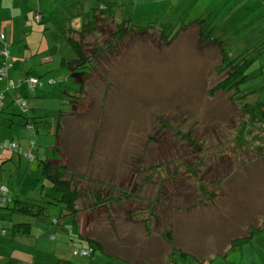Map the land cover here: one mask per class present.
<instances>
[{
  "label": "rangeland",
  "instance_id": "rangeland-1",
  "mask_svg": "<svg viewBox=\"0 0 264 264\" xmlns=\"http://www.w3.org/2000/svg\"><path fill=\"white\" fill-rule=\"evenodd\" d=\"M8 1L5 10L16 19L23 37L20 43L13 45V51L25 44V38L43 42L44 46L42 38L45 36L49 44L42 49L50 48L48 53L55 55L57 63L47 62L42 67L52 68L60 64L62 57L78 56L68 40L71 36L95 65L89 72L85 104H80L82 106L73 114L66 113L61 120L60 143L57 137L59 115L61 111H71L72 106L65 101L66 82L62 88L46 82L40 85L39 90L44 92L55 87L58 94L47 100H29V112L34 105L42 110L40 117L31 115L35 118L33 128L26 126L23 115L19 117L20 124L13 127L15 134L21 131L28 136L26 147L22 146L24 153L31 150L28 146L35 141L39 147L35 146L34 156L69 166V170L77 174L75 189L86 193L89 192L87 185L92 184L96 190L101 189L104 200L114 198L106 201L110 214L105 206L93 208L91 195L77 202V208L82 211L78 216L82 233L106 243L108 251L132 264L154 261L152 255L158 249L165 250L166 254L176 250L174 257L188 264H232L236 252H230L228 258H224L222 252L229 248L232 240L246 235L248 224L259 226L264 218V153L255 152L258 151L254 144L257 140L252 137L245 138L253 144L251 152L241 150L233 156L235 148L217 149L232 142V136L238 132V128H234L237 123L233 121L240 120V112L230 100V94L215 91L216 84L226 76L217 71L223 66L220 47L203 45L199 25L190 26V23L202 17L211 20L230 53L250 49L251 55L259 54L253 68L264 72V47L255 46L264 37V0ZM109 3L121 6L122 9H117L118 15L132 20L135 27L165 23L169 15L189 27L177 34L179 27L170 31L165 26L167 33L177 34L169 45L162 44L165 42L158 30L147 34L134 31L114 47L100 52L98 49L114 38L121 21L97 11L93 17L97 22L95 32L89 34L83 24L90 17L87 14ZM38 6L45 15L42 25L34 21ZM179 6L180 10L183 7L184 16L179 17ZM170 10L173 13L170 14ZM0 16L3 15L0 13ZM57 70L58 78L62 79L65 72L61 68ZM77 76L81 80V75ZM262 76L264 74L256 73L253 83L261 82ZM15 107L19 111L20 105ZM1 131L3 136L9 133L8 129ZM11 133L15 135L14 131ZM260 133L256 130L255 135L260 136ZM182 134L195 142H188ZM58 143L61 153L57 152ZM4 144L8 145L5 140ZM240 148L246 150L244 145ZM24 153L18 156L20 160L15 158L4 163L0 183L9 187V196L45 206L54 191L51 182L43 176L44 163L39 158L33 161ZM154 166H157L156 172L152 170ZM194 175L197 179L202 177L208 190L217 194L210 199L214 206L208 203V194L203 193L201 185L193 183ZM79 176H89L102 185ZM148 178L152 180L146 184L143 180ZM140 189L144 200L136 196ZM155 197L159 203L153 207L146 199L155 200ZM191 203L200 205L189 210ZM11 205L14 207V203ZM59 216V210L49 207L42 218L0 209V226L7 227L9 232L15 223L32 225V236L18 244L13 243L15 238L10 235L0 234V254L32 263L57 264L59 256L55 249L65 242L61 239L52 242L50 234H45L44 222L51 224L52 219ZM63 222L75 226L72 218L64 219L59 225L51 224L59 236L63 233L60 229ZM256 235L254 246L241 256L239 264L254 261L264 264V232ZM77 241L87 242L81 238ZM120 242L126 247L119 248ZM144 248L149 251L144 253ZM70 251L73 253L72 249ZM3 256L1 258H5ZM70 258L72 264H107L102 256ZM111 258L117 261L105 260L126 264L117 256Z\"/></svg>",
  "mask_w": 264,
  "mask_h": 264
},
{
  "label": "trees",
  "instance_id": "trees-1",
  "mask_svg": "<svg viewBox=\"0 0 264 264\" xmlns=\"http://www.w3.org/2000/svg\"><path fill=\"white\" fill-rule=\"evenodd\" d=\"M174 7V6H173ZM180 6L178 8V14L179 17L184 16V9L180 10ZM98 10L94 9L92 13H89L90 17L87 18L86 22L83 24V27L88 29V33L91 34L95 32V26L97 25L96 20H93V17H95V13L97 11H101L100 14H105V15H110L112 17L119 18L121 21L120 24L118 25V32L114 33V38L110 39V41L107 43L106 46H104L102 49H98L100 52H104L107 49H110L115 46V44L119 43L122 41V39L126 36L129 35L131 32H139L143 34H147L150 31H160L161 32V39L165 42L162 44H171L177 36V34L180 33V31H185L188 29L189 25L179 23V20L176 18H173L172 15H169L168 20L165 23H157V25L153 26H148L147 28H140V27H135L132 25L130 19H126L125 16L121 17L117 13V9H122L121 6H118L116 4H111L104 6L103 9L97 8ZM125 10V9H124ZM171 11V12H170ZM170 14L173 13L172 10H170ZM126 12V10H125ZM175 12V11H174ZM127 14V12H126ZM177 14V12H176ZM178 16V15H177ZM38 17H40V21L38 20ZM34 21L37 23V25H42L45 22V15L44 12L41 11L40 7L35 9L34 11ZM199 25L200 28V42L203 43V45H214V46H219L220 47V53L222 55L223 61L222 65L217 69L219 74H225V78L216 84L215 91L221 92L223 95L224 94H230V100L232 101L233 104H235L238 107V111L240 112V120L239 121H233V123H237L234 125V128H238V132L236 133L235 137L232 136L230 143L228 144H222L218 150L222 151H228L231 149H234L231 155H236L238 152L241 150L244 151L245 153L251 152V146L253 144L248 143L245 138L246 137H252L257 140L255 146L256 150L255 152H263L264 153V76L261 77L262 81L256 84L255 83V74L260 73L264 74L263 71H260V69H254L253 68V62L258 58L259 54L256 55H251L252 51H249L250 49H246L244 52L237 53V54H232L228 49H226V44L222 40L223 36H218L217 35V30L218 28L215 27L214 25L211 24V20L209 19H203L198 18L194 20L192 23H190V26L193 24ZM167 24V25H166ZM172 31L173 27H179V32L177 34L173 33H167L165 28L166 27ZM20 31L18 30V40L15 44L20 43L23 40V37L20 35ZM3 36V37H2ZM174 36V37H171ZM20 37V38H19ZM25 38V37H24ZM68 38V37H67ZM33 40V39H32ZM29 40L25 38L24 40V45L21 47V44L18 46L19 50H14L16 53V56L13 55V44L12 42H9L7 40V37L5 34L0 33V43L2 44V49L0 51L1 55V60L2 63L0 64V79L2 81L6 82V85L8 86V89H16L20 87H26L27 91L30 92L34 97L33 98H24L23 96H19L16 100H14L11 104L12 107L15 108L17 112H14L13 109H10L11 112L7 113V115L12 116V117H22V119H25L27 121L26 126H29L30 128L34 127L33 121H35V118L33 119L32 117H29L28 112H29V100L30 99H39L36 97L35 92L39 90L40 85H44L46 83L48 84H53L56 86L57 83L61 86L63 83L66 82V85L68 86L69 84L70 87L65 88V101L66 103L71 104L72 106L71 111L66 112V111H61L60 112V117H64L66 113H72L77 110L80 106V104H85V93L87 92V85H88V79H89V72L93 71V65L91 58L85 57L82 51V46L78 41H76L74 38L69 36L68 40L77 53L76 58L72 59H66V58H61V61L59 62L60 64H54L52 68L46 69L45 66L42 67L43 65L48 64L47 62H52V63H57L56 59L54 58L55 55H51L48 53L49 49H41L40 52H35L33 55H29L27 48H29V43H33L36 45V47H39L40 42H36L35 40ZM48 41V40H47ZM49 44V42H48ZM260 44L262 47H264V37L255 44L258 45ZM254 46V47H255ZM5 47V48H3ZM12 49V51L10 50ZM54 50H56L54 48ZM7 51V55H3V52ZM50 52V51H49ZM25 53V54H24ZM32 59L34 62H28V60ZM47 59H50L49 61H46ZM52 59V60H51ZM29 60V61H30ZM20 63L22 66L27 68L22 70V73L24 74V79H18L16 81L10 80V74L9 72L13 69L14 64ZM6 67L7 70L5 74H2V69ZM58 68H61L65 73L62 76V79L58 78L57 72ZM52 69V70H50ZM263 69V68H262ZM53 72V73H52ZM77 75H81V80L78 79ZM33 79L36 81L34 83V86H30V80ZM58 79V80H57ZM260 79V80H261ZM70 80H72L71 83ZM58 81V82H57ZM88 81V82H87ZM46 82V83H45ZM254 82V83H253ZM263 82V84H262ZM74 85V86H73ZM54 87V88H55ZM79 87V89H78ZM62 88V86H61ZM53 89V88H52ZM58 94L57 89L53 93V97ZM51 98V97H50ZM49 98V99H50ZM41 99V98H40ZM2 100V99H1ZM0 100V101H1ZM20 102L26 103V107H22ZM83 104V105H84ZM15 105H20L19 111L18 107H15ZM65 105V104H64ZM66 110V109H65ZM21 113V115L19 114ZM61 119V118H60ZM10 122H13L12 119H9ZM62 123L58 124V142L60 143L61 139V130L62 128ZM257 131H261L260 136L255 135ZM33 135V134H32ZM183 138L186 137L185 140L188 142H195L191 138L188 137V135L182 134ZM258 136V137H257ZM152 139V138H151ZM154 141V139H152ZM255 142V140H253ZM58 145V148L60 147ZM246 147V150L243 148H240L242 146ZM23 145L17 144L16 142H11L8 143V145H5L4 143L0 142V153L3 152H9L12 155H21V153H24V147ZM35 146H38L35 141H32V143L28 146L31 150L24 153L28 157H31V159L34 161L37 158H42V156L35 155ZM250 149V150H249ZM60 152V148L58 149ZM249 150V151H248ZM264 155V154H263ZM1 159V156H0ZM62 160V159H61ZM189 158L187 159V161ZM44 163V169H43V176L44 178L48 179L51 184H52V189L54 193L52 196L48 197V201L45 202V206H41L36 203H31L28 201H23L21 199H15V196H9V189L7 185H1L0 186V209L1 210H8L13 213H22V214H27L30 217L34 218H42L46 215L47 212V207L49 208H56L60 212L59 218H53L52 219V225L56 224H61L64 219L72 218L75 220L76 216L82 213L81 210L77 208V202L85 196H92L93 201V208H96L97 206H105V210L108 214H110L106 201H112L114 198H108L104 200V197L102 196V191L101 189L96 190V188L92 184L87 185V189H89V192L87 191H79L75 189L73 184H75V178L76 175L74 172L69 170V166L67 165H57L55 164L56 162H52V160H44L40 159V162ZM3 162V161H2ZM3 163H6L3 162ZM189 166V165H188ZM187 166V167H188ZM192 168V166L188 167ZM157 169V166H154L152 170ZM155 170L154 172H156ZM190 174V171L188 172ZM191 175V174H190ZM82 177V179H89L91 183L97 184V185H102V183L96 179H92L89 176H79ZM194 181L198 187L201 185V190L203 193L208 194L209 200L213 199L217 196H215V191H209L207 188V184H204L202 177H199L197 179V176L194 175ZM147 182L151 181L152 178L145 179ZM104 184V183H103ZM5 187L7 189V192L4 194L1 192V188ZM161 192V189H159ZM141 194V195H140ZM205 194V196H206ZM158 192V196H159ZM128 197V194L125 195ZM136 196H138V200H144L145 196L143 195L141 189L140 191L136 192ZM20 198V196H18ZM5 199V202L3 200ZM26 199V198H25ZM28 199V198H27ZM26 199V200H27ZM146 200H149L152 204L153 207L156 203H158V200H150L147 198ZM154 202V203H153ZM208 202H211L208 201ZM12 203H14V207H11ZM112 203V202H109ZM213 203V202H211ZM214 206V205H212ZM151 210H154L153 208ZM47 222V221H46ZM48 223V222H47ZM50 224V223H49ZM50 224V225H51ZM65 223L63 222V225ZM261 224V225H260ZM260 226L255 227L253 229L250 228V231L248 234L242 237H238L237 239H234L232 241V244L229 248L228 251L222 252V255H224V258L229 257L230 252H236V257H234V261L232 264H239V260L241 261V256L244 255V253L247 251V249H251L254 246V241L257 237V232H264V218L260 222ZM60 226L61 227H63ZM1 227V226H0ZM3 228V227H1ZM5 229V228H3ZM6 230V235L3 237H9V235L13 238L16 237H31L32 236V225L26 222H21V223H15L12 225V229H10V232L8 229ZM53 240H56L55 237L52 238ZM70 248L73 250L75 248H78V250L81 252V250H89L92 249V253L90 255H81L77 254L74 255L72 253V257H80V258H96L99 256L103 257V244L101 242H96L93 240H88L85 244L77 242L75 244L74 239H71L69 242ZM78 244V245H77ZM81 247H78L80 246ZM74 252V251H73ZM8 264H21L19 259L16 258H10L8 261ZM71 264V262H69Z\"/></svg>",
  "mask_w": 264,
  "mask_h": 264
},
{
  "label": "crops",
  "instance_id": "crops-1",
  "mask_svg": "<svg viewBox=\"0 0 264 264\" xmlns=\"http://www.w3.org/2000/svg\"><path fill=\"white\" fill-rule=\"evenodd\" d=\"M7 1L8 0H0V13L3 15V16H0V33L5 34L6 37H7V40L9 42H12L13 44H15L17 42V40H18V30H20V26L16 24V19H13L14 17L12 18L11 15L9 16V13L5 10V7L8 6V4L10 3V1H8V2ZM6 15H7V17H6ZM2 17H6V18L1 19ZM13 20H15V22ZM42 40L45 41V45L43 46V42H40L38 48L33 43H29L28 44L29 45V48L28 47H26V48H27V51H28L29 55L32 56L33 53L40 52V50L43 47H46L47 46L48 43H47V41L45 39V36H43ZM1 49H2V44L0 43V51H1ZM13 55L16 56L15 51H13ZM29 60H28V62H34L33 59H32V61L31 60L29 61ZM49 60L50 59H47L46 61H49ZM1 63H2V60H1V55H0V64ZM26 68H27V66L24 67L20 63L14 64L13 69L9 72V74H10V80L16 81L18 79H24V74L22 73V70L23 69L25 70ZM57 85L60 86L58 83H57ZM47 89H49V88H47ZM47 89H45L44 92L42 90H37L34 95H36V97H38V98L40 97L41 100H47L50 97H53L54 96L53 93L55 92V90L57 88H53L51 90H47ZM19 96H23L24 98H26V97L27 98H29V97L30 98H33L34 97L32 94H30L29 91H27L26 87L23 86V87H20V88H16V89H11L10 90V89H8V86L6 85V82L5 81H2L0 79V100L2 99L0 101V142L4 143V140L7 143L16 142L17 144H21L23 146L25 145V147H26V142L28 140V136L25 135V133L23 134V132H21V131H17L16 134H15V130L13 129V127H15V125L20 124L19 123L20 122L19 117H15V116L12 117V116L7 115V113H10L11 112L10 109H13L14 112H17L15 110V108L11 106V104ZM41 111H42L41 109L39 110L34 105V107L31 110V112H28L27 115H29V117H32V116L33 117H40V112ZM54 116L55 117H58L57 116V113H55ZM60 118L61 119H60L59 122L61 123V120L63 119V117H60ZM9 119H12L13 122H10ZM59 122L57 124H60ZM2 129H8L9 133H7V135L3 136V133L1 131ZM12 131H14V134L15 135H13L11 133ZM3 155H5V156H3ZM0 156L1 157H4L3 159H0V170L3 169V167H4V163H3L4 161L9 162V161H14L15 158L16 159H19V157H17V155H15V154L12 155L9 152L0 153ZM52 162H56V161H52ZM20 173H23V172L20 170ZM143 181L147 184V181L145 179ZM1 185H6V184H3L1 182L0 183V186ZM8 189H9V187H8ZM9 192H10V189H9ZM157 197L160 198V195L158 196V192H157ZM155 200H156V197H155ZM203 203H206V202H203ZM208 203L210 205H214L211 202H208ZM195 204L196 203H194V204L191 203L190 205H192V206L189 207V210L193 209L195 206H196L195 208H198L199 205H200V204L198 205V203H197V205H195ZM209 204H207V205H209ZM79 215H77L76 218H75V220H74L75 226L72 227L70 224L65 223L63 225V227L60 228V229H62V232H63L62 234H60V236L57 233V231H54L55 227H51V225L49 223H47L46 221L44 222L45 223V227L47 226V228H46L47 229V232L45 234H50L49 236H51L50 238H51V241L52 242H56L59 239H61V240H63L65 242V243H63L64 246H59L58 248L55 249L56 252H57V254H58V256H59V259H57V264H69V262H71V264H72V260L70 258V256H72V253L70 251L71 248H70V245L68 243L71 239H74L75 244L78 242L77 241V238H81V239H84L86 241H87V239L88 240L90 239V240H93V241H96V242H101L98 239L96 240V239H92L90 237L85 236L84 235L85 232L82 233V227L80 226V223H78V216ZM14 220H15V218H14ZM19 223H21V222H19ZM255 227H258V226H254L253 224H248L247 227H246V231H245L246 234H248V232L250 231V228L253 229ZM3 228L8 229L7 227H3ZM65 232H67V234H64ZM65 236H67L69 239L68 240L63 239V238H65ZM53 237H55L56 240H53L52 239ZM23 238H28V237H23V236L16 237L14 239V242L13 243L14 244H18L17 242H21ZM16 239H19V240H16ZM39 240H37V242H39ZM232 241L230 243V246L232 244ZM9 243H10V241H9ZM101 243L103 244V257H105V259H108V260L110 259L112 261H117V260H114V259L111 258V257L116 258V256H117L118 257V260L120 259L123 262H125L126 264H132L131 262H129L127 260H124L123 259L124 257L119 256L116 253H113V252L108 251L107 244L106 243H104V242H101ZM119 244L121 245L119 247L121 249H123V248L126 247V245L123 246V243L122 242H120ZM230 246H229V248H230ZM62 247H63V249H62ZM228 249H225V250H228ZM137 250L138 249H136V251ZM225 250H224V252H225ZM148 251H149L148 248H144V253H147ZM175 252H176V250H173L172 254H170V253L169 254H166V251L165 250L161 252V249L160 250L158 249L157 252H156V254H153L152 255V258L154 259V261H152V262L142 261V263L139 262V264H188V262L186 260L184 262H181V261L177 260V258L174 257ZM185 254H188V253H185ZM185 254L183 253L182 255H185ZM2 256L3 255L0 254V264H8V261L10 260L8 258L10 256H8V257L7 256H3L5 258H1ZM185 256H187V255H185ZM13 257L14 256L11 255L10 258H13ZM159 257H161V260L160 261H159ZM16 259H18V258H16ZM105 259H102V260H104L105 262H107V264H115V263L106 261ZM19 261L21 262V264H38V263H32V262H28V261H23L21 259H19ZM253 264H256V262L254 261Z\"/></svg>",
  "mask_w": 264,
  "mask_h": 264
},
{
  "label": "built area",
  "instance_id": "built-area-1",
  "mask_svg": "<svg viewBox=\"0 0 264 264\" xmlns=\"http://www.w3.org/2000/svg\"><path fill=\"white\" fill-rule=\"evenodd\" d=\"M38 20L40 21V17H38ZM3 37V36H2ZM3 55L5 56V55H7V51H5V52H3ZM6 70H7V68L6 67H4L1 71H2V74L4 73L5 74V72H6ZM34 83H36V81L35 80H33V79H31L30 80V86H34ZM21 103V105H22V107H26V103H24V102H20ZM1 192L4 194L5 192H7V189L5 188V187H2L1 188ZM3 202H5V199L3 200ZM0 234H1V236H5L6 235V230L5 229H3V228H1L0 227ZM73 254L74 255H77V254H81V255H90L91 253H92V249H89V250H81V252L78 250V248H75V249H73Z\"/></svg>",
  "mask_w": 264,
  "mask_h": 264
}]
</instances>
